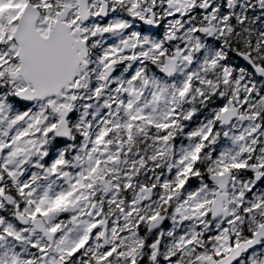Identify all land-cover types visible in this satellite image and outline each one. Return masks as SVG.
<instances>
[{
    "label": "snow or ice",
    "instance_id": "6c2138e0",
    "mask_svg": "<svg viewBox=\"0 0 264 264\" xmlns=\"http://www.w3.org/2000/svg\"><path fill=\"white\" fill-rule=\"evenodd\" d=\"M0 264H264V0H0Z\"/></svg>",
    "mask_w": 264,
    "mask_h": 264
}]
</instances>
